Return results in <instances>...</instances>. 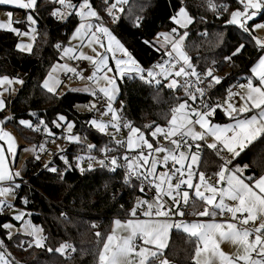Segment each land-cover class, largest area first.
<instances>
[{"label": "snow or ice", "instance_id": "6c2138e0", "mask_svg": "<svg viewBox=\"0 0 264 264\" xmlns=\"http://www.w3.org/2000/svg\"><path fill=\"white\" fill-rule=\"evenodd\" d=\"M235 2L238 6L229 12L228 5L219 4L216 0H206L209 10L218 15L229 12L225 25L235 26L247 34L261 54L251 67V76L247 78V82L238 85L242 91L228 89L221 103L212 101L208 93L210 89L220 85L223 78L214 74V67L198 71L188 54L185 40L189 35V26L196 23V19L183 6V0L176 14L170 17L177 27H173L169 32L158 33L155 43L144 41L162 55L160 61L147 69L102 22V17L93 6L92 0H78L76 3L73 0H47V4L52 8L50 15L56 19L67 20L73 15L79 19L69 46L56 45L62 53L61 59L88 61L93 71L85 77L83 70L78 71L77 67L68 63L53 65L40 86L49 94L60 95L58 89L63 83L58 78L60 72L89 81L90 84L82 90L70 91H84L94 98L85 107L89 112L98 113V116L86 123L89 128L110 136L111 141L102 147L89 142L87 136L73 132L75 121L69 120L63 114H57L50 122L40 118L34 124L31 120L20 119L19 124L52 137V143H55L57 138L53 127L63 129V139L81 148V154L74 157V165L67 156L59 157L66 171L75 167L83 173L94 170L96 165L112 172L125 168V184L131 185L133 180H137L140 182L141 193L146 189L153 192L151 200L137 199L128 212L132 218L126 221L115 219L111 232L106 236L100 232L95 233L100 244L95 253L96 264H170L164 257V249L168 247L172 229L182 231L192 240L194 254L191 258L194 264H264V175L245 178L243 170L247 165L243 168L229 167L245 148L258 138L264 137V39L254 35L257 30L264 29V22H255L258 16L264 14V0ZM128 3L129 0H103L101 7L115 24L125 13L123 5ZM2 5L31 10L25 18L26 22L33 26L28 31L22 32L14 27V24L23 21H14L11 12L7 13V21H0V30L29 37V42L18 43L16 48L22 53L33 54L37 35L34 27L37 21L33 13L38 12L41 6L39 0H0V6ZM140 19L139 16L134 18L135 27L140 26ZM71 41L78 43L73 46ZM220 42H223L222 33ZM97 46L102 51H98ZM85 47L91 48L94 55L85 54L82 51ZM245 47L244 43H240L231 55L224 57L225 62L230 64L233 57L240 55ZM110 59L115 68L110 66ZM215 63L213 61V65ZM72 76H69V79ZM125 76H135L145 83L157 85L163 80L167 81L166 86L169 89L183 90L185 99L178 100L171 108L167 128L156 125L152 129L151 125L145 126L152 129L150 135L156 141L155 144L146 138L140 128L130 121H124L121 109L113 107L119 91L116 81ZM24 83L19 76H0V112L5 111L8 106L6 94L17 91L14 85L23 86ZM237 97L239 106L234 102ZM99 100L104 101L102 106L98 105ZM218 110L222 111L231 123L214 122ZM30 115L37 114L32 112ZM105 116L110 119H102ZM11 119V116L0 119V141H4L7 146L5 148L4 144H0V185H9L0 186V212L5 208H13V205L7 202V197L15 196L16 189L20 187L19 184L13 183L20 177V172H13L7 163L6 153L14 160L17 149L15 138L3 127ZM49 123L53 127H50ZM121 128L128 129L124 140L117 138ZM110 129L113 131H109ZM158 137H163L167 144H160ZM208 137L212 138V142L208 143L207 147L215 150L216 155L223 161L218 171L212 174L216 177L215 183L205 172L198 171L201 147L199 142L206 141ZM119 149H124L123 154L112 155ZM46 150V144L35 145L31 149L37 152V160L40 159L39 153ZM59 151L63 152L64 149ZM94 152L100 153V157L93 154ZM225 152L228 157H225ZM129 153L136 155L130 156ZM84 162L88 164L87 169L83 167ZM51 165L52 162L49 161L44 167L53 173L60 172L58 167ZM160 166L165 170L159 171ZM168 201H171L170 206ZM23 202L27 204L28 201L24 198ZM198 202L203 205L202 210H195L190 214L198 218L206 217L207 220L196 219L189 222L172 219L184 217L185 209L196 208ZM138 213L145 218H138ZM31 215L18 211L13 219L20 222V226L17 228L13 223L7 222L0 224V230H5L8 240L18 233L31 237V240L26 242L28 248L35 246L61 256L76 251L68 242H63L56 248L48 247L49 237L45 235V229L34 224L30 219ZM225 215L230 219L217 220V217ZM138 238L142 245L137 250ZM225 241L236 247V253L230 255L221 249V244ZM24 243L21 242L19 246L23 247ZM10 255L4 239H0V264H12Z\"/></svg>", "mask_w": 264, "mask_h": 264}, {"label": "trees", "instance_id": "16d2710c", "mask_svg": "<svg viewBox=\"0 0 264 264\" xmlns=\"http://www.w3.org/2000/svg\"><path fill=\"white\" fill-rule=\"evenodd\" d=\"M73 2L76 3L78 0ZM216 2L228 5L229 12L238 6L235 0ZM39 3L41 6L38 12L33 13L38 30L33 54L22 53L16 48L19 36L0 30V76H19L25 81L14 97L6 99L8 106L5 111L0 112V119L12 117L7 125L12 126L23 141L20 151L29 144H39L41 138L31 129L20 125L19 120H31L35 124L38 118H43L50 122L57 114L66 115L69 120L75 121L74 133L87 136L88 140L97 146L110 144V136L103 135L87 125L86 122L94 117V113H82L76 109L78 104L90 102L89 94L69 90L63 95L54 96L41 88L40 85L52 66L60 61V51L56 45L67 44L79 19L73 15L67 20H58L50 15L52 8L47 4V0H39ZM92 3L101 13L102 3L99 0H92ZM181 3L182 0H130L123 19L110 28L137 61L147 69L160 61L162 55L144 41L155 43L158 33L176 27L170 17L177 12ZM183 3L186 4L189 14L196 19V23L188 28L189 35L185 44L198 71L211 67L213 61L218 63L225 56L231 55L240 43L246 45L240 55L233 57L229 74L214 88L213 95L217 100L231 85L251 76V67L261 53L247 34L235 26L225 25L229 12L218 15L209 10L206 0H183ZM18 11L22 18H18L17 21H23L26 12L19 9ZM137 16L141 18L139 27H135L133 23ZM261 21H264V14L255 20ZM17 25L26 28L24 23ZM118 85L117 100L123 103L127 120L140 128L150 142L155 143L150 135L151 130L156 125L167 124L171 118V108L178 100L185 99L183 90L173 91L164 81L159 85L148 84L135 76L118 79ZM32 112L37 115L31 116ZM227 121L224 113L218 110L214 122ZM146 125H151L152 129L145 127ZM49 126L53 127L50 123ZM53 131L63 134L54 127ZM71 145L74 148L79 147L77 144ZM200 156V171L206 175L218 171L223 163L215 150L205 149L200 152ZM245 165H247L244 168L245 178L249 176L258 178L264 175V137L258 138L245 148L230 167L243 168ZM43 167L42 158L26 160L25 177L30 180L31 187L19 184L20 187L16 189L15 205L30 212L34 224L43 226L45 235L49 237L48 247L56 248L61 243L68 242L76 251L61 256L35 246L21 247L19 246L21 242L31 239L15 235L13 239L8 240L5 230H0V239H4L7 251L11 253L9 259L12 264H96L95 253L100 244L95 233L100 232L106 236L110 233L116 218L130 217L128 212L137 199L143 197V193L139 191V184L132 182L131 185H124L122 175L113 174L100 167L83 173L78 169L53 173L43 170ZM118 185L122 187L120 193L116 192ZM24 198L28 201L26 205L23 203ZM202 207L203 205L198 202L196 208L188 207V210L193 212L202 210ZM10 220L12 217L9 214L0 213V224ZM193 254L194 246L187 234L172 229L164 257L170 263L194 264L191 258Z\"/></svg>", "mask_w": 264, "mask_h": 264}, {"label": "rangeland", "instance_id": "374dc122", "mask_svg": "<svg viewBox=\"0 0 264 264\" xmlns=\"http://www.w3.org/2000/svg\"><path fill=\"white\" fill-rule=\"evenodd\" d=\"M130 1V0H129ZM22 10V11H24V12H26V14H25V16H24V18H23V23H24V25H26V28H22V27H19L17 24H14V27H17L18 29H20V31H28L29 29H30V27H33L32 25H29L27 22H26V20H25V18H26V15L28 14V12L29 11H31V10H25V9H21V8H18V7H14V6H10V5H2V6H0V21H7L8 20V15H7V13H9V12H11L13 15H12V19L14 20V21H17L18 20V18H22V16H21V14L19 13V11L17 12V10ZM101 13H100V15H101V17H105V15H106V12L105 11H103V9L100 11ZM258 18V17H257ZM256 18V19H257ZM261 22H264V21H261ZM258 23V22H257ZM34 27L36 28V30H37V23L34 25ZM176 27H177V25H176ZM110 30L112 31V29L110 28ZM181 30H183V29H181ZM180 30V31H181ZM6 31V30H5ZM113 32V31H112ZM73 34V33H72ZM72 34H71V36H70V38H69V40H68V42H67V44H65L64 46H69V42H70V40H71V37H72ZM114 34V33H113ZM256 36H258V37H260L261 39H264V29H261V30H257L255 33H254ZM37 35H38V30H37ZM37 35H36V38H37ZM115 35V34H114ZM116 36V35H115ZM117 37V36H116ZM118 38V37H117ZM27 43V42H29V37H21V36H19V43ZM155 42H156V40H155ZM185 42H186V40H185ZM78 43V41H71V44L74 46V45H76ZM34 46H35V44H34ZM97 50L98 51H102L101 49H99L98 48V46H97ZM82 51H84L85 52V54H87V55H94V53L91 51V48H89V47H85V48H83L82 49ZM61 55H62V53L60 52V61H58V62H56L54 65H57V64H64V63H68L70 66H73V67H76L75 65H74V63H73V61H71V60H67V59H61ZM137 60V59H136ZM87 62V64H88V66H86V67H80V68H78L77 67V70L79 71V70H83V74H84V76L85 77H87V76H89V75H91V73H92V71H93V68H92V66H91V64L88 62V61H86ZM109 64H110V66H112L113 68H115V65H114V62L110 59V61H109ZM52 69V68H51ZM50 69V70H51ZM229 74V72H224V73H220V74H218L217 76H220V77H225V76H227ZM69 75V74H68ZM111 75V74H110ZM65 76H67V75H65L63 72H60L59 74H58V78L63 82L62 84H61V86L59 87V89H58V92L60 93V95H63V94H65L67 91H69L70 89H83L85 86H87V85H89L90 84V82L89 81H87L86 79H84V80H81V79H78V78H76V80H64L63 78L65 77ZM119 79V78H118ZM118 79H117V81H116V83H117V85H118ZM163 81V80H162ZM165 82V84L167 85V81H164ZM243 82L241 81L239 84H242ZM14 87L17 89V91H15V92H13V93H11V94H6V99H7V97H9V96H11V97H14L16 94H17V92H18V90H19V88L21 87V85H14ZM118 88H119V85H118ZM238 91H242L241 89H239ZM80 92H83V93H86V92H84V91H80ZM182 93H183V91H182ZM86 94H88V93H86ZM184 94V93H183ZM182 94V95H183ZM118 96H119V91H118V93H117V95H116V97H115V100H114V102L115 101H117V99H118ZM94 98L91 96V100L90 101H92ZM113 102V103H114ZM235 103H236V105L237 106H239L240 105V101H239V98L237 97V98H235V101H234ZM222 103V102H221ZM89 104V103H88ZM85 105H87V104H78L77 106H76V109H77V111H79V112H82V113H90L89 111H88V109L85 107ZM94 113V112H93ZM94 116H95V114H94ZM103 119V118H102ZM216 123H218V122H216ZM225 123H231V121L228 119V121L227 122H225ZM220 124H224V123H220ZM4 130L5 131H7V132H9L14 138H15V140H16V142H17V149H16V156L15 157H17V150H18V148H20V146L21 145H23V141L20 139V137L16 134V132H15V130L13 129V127L12 126H5V128H4ZM59 131H61V132H63V134L65 135V133H64V131H63V129H58ZM197 130L199 131L200 129H199V127L197 126ZM74 131V130H73ZM110 131V130H109ZM34 132V131H33ZM35 134H37L36 132H34ZM30 136V135H29ZM38 137H40L39 135H37ZM41 138V137H40ZM212 142V138L211 137H208L207 139H206V141H200L199 143H200V145H201V147L200 148H205V149H209V150H213V149H210V148H208L207 147V144L208 143H211ZM0 144H4V146H5V148L7 147L6 146V144H5V142L4 141H0ZM39 144H41V142L39 143ZM39 144H36V145H39ZM33 146H35V144H29V145H27L26 146V148L22 151V153L20 154V157L18 158V161H16V159H14L13 160V158L11 157V155L10 154H7L6 153V155H7V157H8V159H7V163H8V166H9V168L13 171V172H15V171H19L20 172V177H18V178H16L15 179V181H13V183H15V184H19V180L20 179H22L23 177L25 178L24 180H29L27 177H25V163H26V160L27 159H29V158H35V152L34 151H31V149L33 148ZM26 149H28L27 151H26ZM162 155V154H161ZM199 155H200V152H199ZM238 157H236L235 158V160L237 159ZM200 159H201V156H200ZM42 160H46V163H48V161H49V157L47 156V157H45V155H44V157L42 158ZM235 160H233V162L235 161ZM161 168L159 169V171H163V170H165L164 168H163V166H160ZM229 167H230V165H229ZM236 167H239V166H236ZM43 170H45V169H43ZM45 171H48V170H45ZM198 171H200V162H199V166H198ZM50 172V171H49ZM244 174H245V169L243 170V176H244ZM207 176H209V177H211V180H213V175H207ZM23 181V180H22ZM0 186H4V187H7V186H9L7 183H5V184H3V185H0ZM190 191V194H191V190H189ZM16 194H15V196H9V197H7V202L8 203H10V204H12L13 205V208H11V209H9V208H5L4 209V211L3 212H0V213H7V214H9L11 217H12V220H10L9 222H11V223H13L17 228L20 226V222H17V221H15L14 219H13V217H14V215L18 212V211H25V212H28L25 208H23V207H21V206H17V205H15V200H16ZM139 199H144L143 197H140ZM28 213H30V212H28ZM26 218H29V217H26ZM130 218H132V217H128V218H124V219H122V218H116V219H120L121 221H126V220H128V219H130ZM139 218V217H138ZM145 218V217H144ZM144 218H140V219H144ZM206 218V217H205ZM30 219H31V217H30ZM133 219H135V218H133ZM228 219H230V217L228 216V215H225L224 217H217V220H228ZM193 221V220H192ZM114 222V221H113ZM189 222H191V221H189ZM112 227H113V224H112ZM112 227H111V229H112ZM13 231L15 232V229H13ZM111 232V231H110ZM171 233V232H170ZM170 233H169V238H170ZM122 234H125V233H122ZM15 235H22V236H25V237H29V236H26V235H24V234H22V233H18V234H14V236ZM30 239H31V237H29ZM139 245V246H141L142 245V241L138 238L137 240H136V245ZM168 244H169V239H168ZM166 249V248H165ZM165 249H164V251H165ZM221 249L225 252V253H227V254H234V253H236V251H237V249H236V247L234 246V245H232L230 242H227V241H225V242H223L222 244H221ZM170 264H177V263H170Z\"/></svg>", "mask_w": 264, "mask_h": 264}, {"label": "built area", "instance_id": "2783aa9c", "mask_svg": "<svg viewBox=\"0 0 264 264\" xmlns=\"http://www.w3.org/2000/svg\"><path fill=\"white\" fill-rule=\"evenodd\" d=\"M101 3L103 2V0H99ZM130 2V1H129ZM183 6H185L186 7V4L185 3H183ZM123 7L125 8V12H126V10L129 8V3L127 4V5H123ZM125 14V13H124ZM124 14H122V18H121V20L123 19V17H124ZM176 14V13H175ZM174 14V15H175ZM120 20V21H121ZM119 21V22H120ZM102 22L106 25V26H108L109 28L110 27H113V26H116L119 22H117V23H112V21H111V18L107 15V13H106V15H105V17H102ZM162 32H169V31H162ZM162 32H160V33H162ZM182 32V31H181ZM157 39V38H156ZM73 63H74V65L76 66V67H78V68H80V67H86V66H88V64H87V62L86 61H73ZM231 63L229 64L228 62H225V60L223 59V60H221L220 62H218V63H215L214 65L212 64L211 65V67H214L215 68V75H218V74H220V73H224V72H229L230 70H231ZM69 76H72V74H69V75H67V76H65L63 79L64 80H76V77L75 76H72V78L71 79H69ZM243 83H246L247 82V78H245V79H243V81H242ZM240 83V82H239ZM239 83H235V84H233V85H231L228 89H233V90H235V91H238L239 90V88H238V85H239ZM216 87V86H215ZM214 87V88H215ZM214 88H212V89H210L209 90V93H208V95H209V97L211 98V100L212 101H214V102H216V101H219V102H223V98L227 95V91H225L222 95H221V97H219V99H217L216 100V98L214 97V95H213V90H214ZM97 103H98V105H100V106H102L103 104H104V101L103 100H99V101H97ZM113 107L114 108H117V109H121V115H122V117H123V119H124V121H128L127 120V116H126V113H125V111H124V109H123V103L121 102V101H119V100H117V101H115L114 103H113ZM103 110V109H102ZM94 114H95V116H98V113H95L94 112ZM40 118H38L37 119V121L39 120ZM103 119L104 120H108V119H110V117L109 116H105V117H103ZM161 127H165V128H167V124L166 125H164V126H161ZM110 131H113L112 129H110ZM37 133V132H36ZM127 133H128V129H126V128H121V131L117 134V138L118 139H121V140H124V139H126V137H127ZM40 137H41V144H46V151H44V152H42V153H39V155H40V158H43L44 157V155H45V157H49V161H51L52 162V165L51 166H56V167H58L59 169H60V172L59 173H64V172H66V170H65V165L63 164V161L59 158L61 155H64V156H67L71 161H72V163H73V165L75 164V159H74V157L76 156V155H78V154H81V148H80V146L78 147V148H74L73 147V145H71L70 143H68L65 139H63V134L62 133H59V132H56V134H57V138L55 139V143H52L51 141H52V137H48V136H46L43 132H40V133H37ZM158 140H159V143L160 144H167V141H165L164 139H163V137H158L157 138ZM89 142H91V143H94L93 141H91V140H88ZM155 143H156V141H155ZM154 143V144H155ZM95 144V143H94ZM58 146H59V148H58ZM59 149H64V151L63 152H61V151H59ZM196 149H195V147H193V151H195ZM203 150H205V148H200V152L201 151H203ZM38 151V150H37ZM123 152H124V149H119V151L118 152H114V153H112V155H118V154H123ZM93 154H95V155H97L98 157H100V153H98V152H94ZM35 155H37V152H35ZM129 155L130 156H134V155H136V153H129ZM224 155H225V157H228V154L225 152L224 153ZM218 158L220 159V157L218 156ZM48 161V162H49ZM121 163H123V161H121ZM46 164V160L44 161V165ZM83 167L85 168V169H87V167H88V164H87V162H84V164H83ZM94 167H99L98 165H96V166H94ZM43 169H45V170H47L45 167H43ZM74 169H77V168H75V167H73L71 170H74ZM105 170H107V171H109V172H111V173H113V174H120V175H122V179H123V183H124V176H125V172H126V169L125 168H120V169H118L116 172H112V171H110V170H108L107 168H104ZM79 170V169H78ZM25 178L23 177L22 179H20L19 181V184H21V185H24V186H27V187H31V184H30V180H24ZM23 180V181H22ZM215 180H216V177L215 176H213V180H212V182L213 183H215ZM132 182H135L136 184H139L140 182L139 181H137V180H133ZM124 185H128V184H125L124 183ZM121 186L120 185H118L117 187H116V192H118V193H120L121 192ZM17 192H18V190H17ZM143 198L145 199V200H151L152 198H153V192L152 191H149V190H147L146 189V191L143 193ZM24 203V202H23ZM168 204H169V206L171 205V201H168ZM24 205H26L25 203H24ZM185 212H186V215L184 216V217H173L172 219H183V220H185V221H188V220H190V219H193V218H197V217H194V216H192L190 213V211L188 210V208H186L185 209ZM138 217L139 218H144L143 216H140L139 215V213H138ZM24 246H27V243L25 242L24 243ZM138 247H139V245L137 244V249H138Z\"/></svg>", "mask_w": 264, "mask_h": 264}, {"label": "crops", "instance_id": "0c3cea01", "mask_svg": "<svg viewBox=\"0 0 264 264\" xmlns=\"http://www.w3.org/2000/svg\"><path fill=\"white\" fill-rule=\"evenodd\" d=\"M255 35V34H254ZM11 96H9V97H7V99L8 98H10ZM3 119V118H2ZM5 126H9V125H7V123L5 124V125H3V127L5 128ZM17 134V133H16ZM20 148H18V150H17V157H15V159H16V161H18V158L20 157V154L22 153V151H20L19 150ZM161 167H159L158 168V170L160 169ZM196 219H203V220H207L208 218H193V219H190V220H188V221H192V220H196ZM138 250V249H137Z\"/></svg>", "mask_w": 264, "mask_h": 264}]
</instances>
